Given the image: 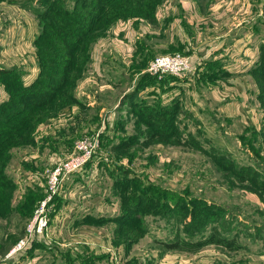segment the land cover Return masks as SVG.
Listing matches in <instances>:
<instances>
[{"label":"rangeland","instance_id":"rangeland-1","mask_svg":"<svg viewBox=\"0 0 264 264\" xmlns=\"http://www.w3.org/2000/svg\"><path fill=\"white\" fill-rule=\"evenodd\" d=\"M104 1L31 0L27 7L41 22L37 36L44 25L50 32L39 42L43 71L38 57L36 63L39 74L42 71L53 82L51 93L56 96L52 103L25 116L41 115L39 122L32 121L36 127L27 132L28 139L10 146L13 134H0V181H4L0 205L8 207L0 211V264L13 263L4 257L24 235L37 198L46 192L49 167L59 156L71 153L80 139L96 142L92 166L84 169L91 170L97 162L92 169L94 177L87 173L92 182L89 188L97 192L107 189L108 195L114 196V207L122 211L119 220L109 221L116 224V248L124 249L121 258L114 255L115 264H223L225 261L216 258L220 255L244 258L245 262L238 263L250 264L247 255L264 257V196L258 191L264 180V63L261 75L252 74L253 92L261 108L258 124L227 122L212 112V118L204 114L210 119L204 120L203 126L190 110L178 112L177 104H173L177 112L172 115L167 106L171 101L164 99L172 92L171 83L181 78L152 75L147 70L153 57L168 52H155L158 44L163 50L169 46L167 25L149 19L148 13H111L120 2ZM196 1L206 12L219 0ZM168 2L157 0V10ZM78 34L83 37L77 47L65 41L64 36L74 41ZM128 44L133 47L129 56ZM66 51H71V56ZM60 63L71 66L63 70ZM53 77L64 83H56ZM133 92L136 104L129 96ZM139 96L146 108L145 118L153 119L151 125L142 114L140 118L134 115L140 109ZM212 119L226 127L220 130ZM13 121L17 120L4 125ZM160 121L163 126L158 129L156 122ZM76 123L80 128L75 129ZM44 124L52 125L43 130ZM70 137L74 138L62 147L60 142ZM31 152L45 160L30 162L25 156ZM34 171L44 191L28 186L30 175L36 177ZM4 193L9 197L3 198ZM112 213L116 212L110 210ZM212 235L234 238L240 247L208 244L190 251L184 245ZM176 242L180 248L165 246Z\"/></svg>","mask_w":264,"mask_h":264},{"label":"crops","instance_id":"crops-1","mask_svg":"<svg viewBox=\"0 0 264 264\" xmlns=\"http://www.w3.org/2000/svg\"><path fill=\"white\" fill-rule=\"evenodd\" d=\"M8 1L0 0V68L16 73L7 77L0 75V104L11 98L10 86L16 81H13L14 75L19 74L21 84L26 87L39 74L35 45L40 31L39 21L29 9ZM170 1L156 12V20L162 22L163 26L167 25L165 31L169 46L163 50L158 49V44L155 52L189 54L194 68L187 77L177 80L179 83H171L172 92L167 93L164 99L171 101V105L167 106L177 102L178 112L181 108L190 110L200 118L203 126L204 120L208 118L205 115L212 118V112L227 122L248 126L258 124L261 108L253 92L255 84L251 69L264 54V16L261 17L264 14V0H219L206 12L196 0ZM127 46L126 55L129 56L133 53V47L132 44ZM130 66L134 65L131 63ZM139 101L140 109L137 114L135 111L133 113L140 118L146 108L141 105L140 96ZM214 122L219 129L226 127L216 120ZM51 125L44 124L41 127L45 130ZM77 128H80V123L75 124ZM74 137L63 139L61 146ZM51 150L53 148L47 149V154ZM25 158L34 163L45 160L43 156L32 152ZM96 164L95 161L93 167ZM93 167L71 175L64 181L50 213L48 235L34 242V248L27 257L23 254L13 259L12 264H115L114 255L123 254L124 249L116 248V224L109 221L117 220L122 211L119 206L114 207V196L108 195L107 189L97 192L89 188L92 182L88 181L90 177L87 173L94 177ZM34 173L36 177L28 186L44 189L39 176ZM110 200L114 201L110 204ZM110 210L116 213L109 214ZM257 255L259 257L254 259L247 255L248 263L253 264L254 260L255 264H264L262 254ZM224 256L216 258L225 261L223 264H239L238 261L245 260Z\"/></svg>","mask_w":264,"mask_h":264},{"label":"trees","instance_id":"trees-1","mask_svg":"<svg viewBox=\"0 0 264 264\" xmlns=\"http://www.w3.org/2000/svg\"><path fill=\"white\" fill-rule=\"evenodd\" d=\"M104 1V0H101ZM113 1V0H112ZM118 2H120V4L118 6H116L115 8H113L111 10V13H122L124 10H129V12H133V13H138L141 12L142 14H147L148 13V18L149 19H153L155 20L156 18V12H157V0H117ZM163 1V0H162ZM8 2H10L11 4H16L19 5L23 8H27L29 7V5L31 4V0H9ZM106 2H110V0H105L104 3ZM130 4V6H129ZM98 18H100V15L98 16ZM39 24L41 25V22L39 21ZM41 29V28H40ZM50 34L49 30L47 29V27L44 25L43 27V31H41V33L36 37L35 39V45H36V52L39 50V42L41 40V38L43 37V39L46 38V35ZM63 37V36H62ZM83 37V34H78L76 40L72 41L70 39H67L68 37L64 36L65 41L69 44H72L74 47H77L80 39ZM65 54L71 56V51H66ZM37 57H38V61L41 65V69H42V63H41V54L38 51L37 52ZM264 63V54L261 56L259 63H257L256 67L251 69V73L252 74H260L262 72V68L261 64ZM71 66V63H60V67L63 70H67L69 67ZM43 71V69H42ZM40 72L39 76L37 77V79L30 85V86H23L21 84V78L18 75H14L13 81L16 80V82H14V89L13 91H11V98L7 101H5L4 103L0 104V116H10L11 119H6L5 117H0V134H8V133H12L14 137H12L11 140V145L10 146H16L18 143H20L23 140H26L29 138V135H27V132L33 131L35 129L36 126H34V123L32 122L33 120H36V122L40 121V117L41 115L38 114L37 118L35 116H33L32 119L30 118H26L25 116L33 113L34 110L36 109H41L42 107H44L47 103H52L53 102V97L56 96L55 93H51V91L53 92V82L51 81V79H46V75L43 72ZM16 72L10 69H1L0 68V75L1 76H9V75H13ZM62 74H64V72L62 71ZM62 74L60 72V77L59 79L62 77ZM18 76V77H17ZM175 77V76H173ZM178 78V77H176ZM53 80L56 83H60L63 84L64 80H58L57 77H53ZM41 85H43V87H41ZM129 96H131L134 100V97H136L137 95L133 92L132 94H130ZM258 97L260 98V95H258ZM173 104H177V108H178V103H173ZM163 107H165L164 105H161ZM170 108H172L173 110V114L174 115L177 112V108L174 109V105L169 106ZM167 108V107H166ZM165 108H161L160 110H164ZM159 110V111H160ZM155 112H158L157 110H155ZM23 114V116L21 117V115ZM144 118V112L142 111L141 113ZM25 117V118H23ZM16 119L17 121L5 126L4 123L9 122V120H14ZM146 120H144L145 122L149 123L153 120L150 118H145ZM151 125V124H150ZM156 125L158 127V129H161V127L163 126V122H156ZM168 126H170L168 124ZM166 125V127H168ZM1 138V136H0ZM1 141L3 139H0ZM3 143L1 145V148L3 147ZM8 144L5 145V147H7ZM1 154V152H0ZM262 184H260L258 191L260 192L261 196H264V180L262 179L261 181ZM4 185V181H0V186ZM37 192H41L42 190L44 191V189L42 188H36ZM1 194V191H0ZM46 196V192L43 194V196H39L37 198V202L40 203V201L42 199H44ZM3 198H8L9 194L4 193L2 194ZM58 197V196H57ZM56 199L54 200V202L56 203ZM37 202L34 205V210L37 207ZM0 211H5L8 207L4 204L0 205ZM33 210V211H34ZM34 214V213H33ZM208 244H217L220 246H223L225 248L228 249H234L237 246L240 247V245L237 244V241L234 238H227V237H215V236H211L210 239L208 240H203V241H197V242H189L186 241L184 243L185 247L187 250L193 251V250H197L200 249ZM180 243L176 242V243H165V246L168 248H180Z\"/></svg>","mask_w":264,"mask_h":264},{"label":"built area","instance_id":"built-area-1","mask_svg":"<svg viewBox=\"0 0 264 264\" xmlns=\"http://www.w3.org/2000/svg\"><path fill=\"white\" fill-rule=\"evenodd\" d=\"M193 59L189 54L173 52L154 57L148 72L152 75H172L178 78L187 77L193 71ZM96 142L91 139H80L74 149L59 160L46 173V196L36 207L33 216L26 225L24 235L5 255L4 260H13L25 254L38 238L48 235L51 227L50 213L54 200L60 195L64 181L90 166L95 157ZM35 179L31 176V180Z\"/></svg>","mask_w":264,"mask_h":264}]
</instances>
